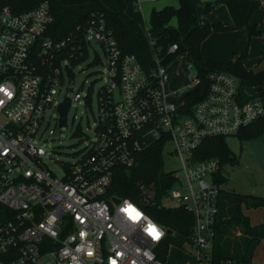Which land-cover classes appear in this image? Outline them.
Wrapping results in <instances>:
<instances>
[{"label":"built area","instance_id":"obj_1","mask_svg":"<svg viewBox=\"0 0 264 264\" xmlns=\"http://www.w3.org/2000/svg\"><path fill=\"white\" fill-rule=\"evenodd\" d=\"M134 1L140 8L143 0ZM52 20L46 0L21 12L0 7V264H168L157 253L174 233L167 234L169 229L145 208L154 205V190L144 191V206L109 194L115 167L134 166L137 155L158 142L162 160L166 156L179 164L162 170L172 185L161 207L192 215L181 248L189 250L195 264H213L221 190L217 175L224 170L218 159H196L195 151L206 138L236 136L261 119L264 102L256 93L247 94L251 87L237 77L210 72L204 96L187 103L185 97L201 80L194 71L187 91L169 87L178 60L194 68L185 54H177V44L168 47L166 55L175 58L166 61L144 29L153 64L143 69L133 54L120 50L102 17L91 18L60 41L46 35ZM91 42L101 50L107 69V81L96 92L94 139L72 163H60L63 173L57 176L45 163L37 136L54 113L50 133L55 137L57 108L66 98L68 109L80 99L90 105V88L84 95L78 90L71 94L64 85L73 81L72 67L89 49L92 64L101 63ZM129 208L140 213L136 220L125 211ZM150 224L158 231L163 227V235L153 238ZM217 264L264 263L223 259Z\"/></svg>","mask_w":264,"mask_h":264},{"label":"trees","instance_id":"obj_2","mask_svg":"<svg viewBox=\"0 0 264 264\" xmlns=\"http://www.w3.org/2000/svg\"><path fill=\"white\" fill-rule=\"evenodd\" d=\"M44 0H0V7L8 6L14 12H21L36 6ZM53 17L46 35L55 41H60L70 33L85 24L91 18L102 17L105 27L112 31L120 50L126 54H133L142 68L153 64L152 49L149 46L144 28L126 13L124 0H46ZM224 5L232 19V27L223 23L209 24L200 18L194 7L187 0H178V6H166L162 9H152L149 17L148 33L154 41L155 49L166 61H171L175 55L167 54L168 47L177 44V54H185V60L192 64L200 85L185 97L197 101L201 99L207 86L206 76L210 72H225L237 77L241 85L253 87L257 97L264 102V67L254 72L243 66L242 61L248 53V45L252 37L262 38L260 59H264V32L256 24L249 21L257 9L264 10L261 0H215L204 4L202 14L206 15L214 6ZM175 19L176 26L170 22ZM244 28L246 44L239 56L233 60L221 63L205 60L200 52L202 42L212 32H226ZM187 107V106H186ZM264 136V116L253 124L241 129L236 137L249 140ZM225 137H209L202 141L195 151V158L206 160L215 158L223 167L226 164H236L237 159L225 142ZM162 144H153L136 157V164L130 168L118 165L113 170L112 184L109 194L116 197H126L144 206L138 197L140 185L153 189L154 205L145 204L149 215L173 231L160 244L157 257L164 261L170 245L182 247L193 225V217L182 208H163L161 198L172 185L169 174L162 172ZM218 182H225L223 176L217 175ZM218 213L214 226L212 244V262L219 263L223 259L238 262H250L252 255L264 240V221L258 225H251L249 218L243 213L245 210L264 208V197H255L220 190L218 196ZM45 251V249H43Z\"/></svg>","mask_w":264,"mask_h":264},{"label":"rangeland","instance_id":"obj_3","mask_svg":"<svg viewBox=\"0 0 264 264\" xmlns=\"http://www.w3.org/2000/svg\"><path fill=\"white\" fill-rule=\"evenodd\" d=\"M124 2L126 5V13L144 29L149 25V17L152 9L159 10L166 6H178V0H154L152 2L143 0L140 8H138L134 0H124ZM216 6L210 10L212 12L209 15V19L210 16H218L222 10L220 8H224H218ZM201 8L203 9V6ZM225 10L221 17L229 18V13L227 9ZM198 14H202L201 9H199ZM170 24L176 26V20L173 19ZM232 31L245 32L244 28L229 30V32ZM210 40V38H207L206 44L208 46L211 45ZM252 40H254V43L249 45V60L247 62L250 67H253L252 60H259L261 52L258 53L257 50L260 49L257 36H254ZM211 42H213V39ZM91 46L99 56L101 63L92 64L93 51L89 49L87 57L72 67L74 73L73 81L66 82L64 85V89L69 87L67 92L71 94L78 90L84 95L90 88V105H85L83 99H80L78 102H73L66 115V126L62 127L60 135L55 137L52 136L50 131L55 128L56 123L53 119H56V116L54 113H50L49 115L51 117L48 116L46 118L37 136L36 143L45 152L44 161L49 169L57 176H61L63 173V168L60 166V163H72L75 157L89 144V141L94 139L93 131L97 118L96 92L107 81V69L105 58L98 45L91 42ZM213 48L214 44L211 49ZM263 63L264 61H261L259 65ZM174 68H176L174 72L177 76L174 80V89L181 90L182 92L187 91L189 89L187 87V81L192 78L195 69L186 68L184 60H178ZM251 92L252 90H249L246 93L251 94ZM225 142L235 155L237 162L236 164H226L223 166L225 182L222 183L221 190L248 196L264 197V136L249 140H240L236 136H231L227 137ZM163 165L164 171L175 170L179 166L176 160L166 156L163 157ZM139 189L141 193L138 194V197L144 203L146 200L144 191L147 188L141 184ZM163 201L166 200L164 199ZM166 204L171 205L172 203L166 202ZM243 213L249 218L251 225H258L264 221V208L249 211L244 209ZM251 260L257 263H264V240L255 249ZM166 262L168 264H195L194 258L189 250L177 246H170L168 248Z\"/></svg>","mask_w":264,"mask_h":264},{"label":"crops","instance_id":"obj_4","mask_svg":"<svg viewBox=\"0 0 264 264\" xmlns=\"http://www.w3.org/2000/svg\"><path fill=\"white\" fill-rule=\"evenodd\" d=\"M144 1H154V0H144ZM196 10L197 14L199 9H201L202 12V8L201 6H204V4H208V3H212L215 0L209 1V0H187ZM264 1V0H263ZM216 7H224V8H220L221 13L218 16H214L211 17L209 19V15L211 14L212 11H209L206 15H199L198 16L200 18H202L203 20H205L206 22H208L209 24H216V23H223L224 25L228 26V27H232L233 22L232 19L229 15V18H222L221 16H223V11L225 9H227L224 5H218ZM226 11V10H225ZM228 11V10H227ZM258 12V13H257ZM258 15H257V14ZM249 24H256L258 26V28L264 32V10L263 9H257L254 14L252 15ZM245 30V29H244ZM207 38L211 39L210 43L211 45L208 46L206 44L207 42ZM201 44L200 46V52L202 57L205 60H211V61H216V62H221V63H227L231 60H233L234 56H239L241 54V52L243 51L245 44H246V31H232V32H212L208 37H207ZM253 38V37H252ZM250 40L249 45L251 43H254V40ZM259 42H258V46H260V49L258 50V53L262 50V38L261 37H257ZM213 39V42H211ZM214 44V48L211 49V47ZM249 45H248V49H249ZM255 45V44H254ZM251 48V47H250ZM248 53L246 58L242 61L243 66L248 69V70H253L254 72H257L261 69H263L264 67V63L262 65H259V63L263 60H260V56H259V60H252L251 63L253 65V67H250L248 65ZM254 62H256L254 64ZM176 74H174L169 82V87L170 88H175V78H176ZM249 90H252L251 94H255L256 91L253 87L249 88ZM248 90V91H249ZM259 210V209H258ZM249 211V210H248ZM254 225V224H252Z\"/></svg>","mask_w":264,"mask_h":264},{"label":"water","instance_id":"obj_5","mask_svg":"<svg viewBox=\"0 0 264 264\" xmlns=\"http://www.w3.org/2000/svg\"><path fill=\"white\" fill-rule=\"evenodd\" d=\"M70 104V99L66 98L62 103H60V105L57 108V112L59 114V119H58V127L54 133L55 136H59L60 135V129L64 126H66L67 123V119H66V115H67V110ZM167 234L171 235L172 231L171 230H167Z\"/></svg>","mask_w":264,"mask_h":264},{"label":"clouds","instance_id":"obj_6","mask_svg":"<svg viewBox=\"0 0 264 264\" xmlns=\"http://www.w3.org/2000/svg\"><path fill=\"white\" fill-rule=\"evenodd\" d=\"M125 210L128 212V214H129V212H131V209H125ZM132 214L135 215V213H132ZM153 229H154L155 231H153ZM147 231H148L149 233H151V236L153 237V236L155 235V232H157L158 230H157L156 227H154V226H152V225L150 224V225L148 226ZM158 233H159V236H162V235H163V233H164V229H163V227H160Z\"/></svg>","mask_w":264,"mask_h":264},{"label":"snow or ice","instance_id":"obj_7","mask_svg":"<svg viewBox=\"0 0 264 264\" xmlns=\"http://www.w3.org/2000/svg\"><path fill=\"white\" fill-rule=\"evenodd\" d=\"M129 209H131V208H129ZM125 211H126V210H125ZM132 213H135V215H133ZM129 215L131 216V218H132L133 220H136V219L140 216V213H139V212H136L135 209H131V212H129ZM153 231H155V230L153 229ZM150 234H151V233H150ZM153 238H159V233H158V231L155 232V235L153 236ZM114 264H116L115 261H114Z\"/></svg>","mask_w":264,"mask_h":264}]
</instances>
